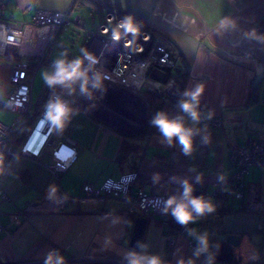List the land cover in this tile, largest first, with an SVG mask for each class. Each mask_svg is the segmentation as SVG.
<instances>
[{"label":"crops","instance_id":"crops-1","mask_svg":"<svg viewBox=\"0 0 264 264\" xmlns=\"http://www.w3.org/2000/svg\"><path fill=\"white\" fill-rule=\"evenodd\" d=\"M1 1L6 4L5 18L29 20L36 8L63 11L73 0ZM78 6L74 11L79 13L85 8L103 14L108 7L124 17L133 15L141 25L161 33L179 49L188 65L181 92L196 83H205L201 108L214 111L213 117H218L221 125L218 129L208 126L211 143L203 145L197 137L196 150L187 157L179 144H162L159 133L151 126L147 133H138V122L143 125L160 110L154 105L151 108L150 100L140 119H122L108 111L89 109L79 94L66 96L79 109V115L63 132L54 131L51 143L40 156L11 157L9 172L0 176V264H44L46 253L54 248L67 257V264H123L124 253L134 248L130 241L136 220L142 216L128 214L125 204L112 198L101 202L70 201L60 207L54 202L56 195L78 197L85 182L96 186L107 177L118 179L137 171L136 185L148 193L164 195L166 200L179 191L170 177H193L195 173L189 172L193 167L204 174L203 183L196 189L219 205L215 214L192 224L199 231L207 230L213 242L221 244L216 264H264V212L251 207L253 202L264 204V167L253 166L244 176L242 198L235 197L228 186L227 192L222 191L216 180L219 173H226L228 178L233 173L231 147L250 136L264 138V75L252 90L256 68L264 69V45L244 37V31L253 27L264 33V0H83ZM225 16L235 18L239 26L235 31L217 34L218 22ZM70 26L72 23L67 21L56 37L67 39L70 47L57 40L53 47L60 52L67 49L73 57L78 49L74 53L70 50L74 48L75 32ZM53 47L33 72V113L49 91L40 73L58 55H54ZM10 71V62L0 55V83L5 86L0 103L9 91ZM128 108L132 109L133 104L127 102L124 107V112L131 114ZM162 109L168 111L167 106ZM9 113L14 114L12 120L23 117L19 112ZM1 118L0 115V122L5 123ZM62 141L72 145L76 154L54 178L50 171L51 150ZM154 173L161 174L158 184L152 182ZM3 193L7 199L1 198ZM13 214H18L19 223L12 222ZM114 217H119L120 222L113 224ZM228 234L238 235L239 243L225 247V240L216 239V235ZM106 237L111 238L107 250ZM140 241L150 246V252L169 261L175 260L178 247H182L185 257L192 255L194 247V241L184 234L176 235L169 246L159 221H147ZM256 253L260 258L251 260ZM198 264H202V258Z\"/></svg>","mask_w":264,"mask_h":264},{"label":"built area","instance_id":"built-area-1","mask_svg":"<svg viewBox=\"0 0 264 264\" xmlns=\"http://www.w3.org/2000/svg\"><path fill=\"white\" fill-rule=\"evenodd\" d=\"M78 7V3L73 0L70 7L63 11L36 8L29 20H12L3 16L6 4L0 0V55L11 64L9 91L0 103V109L23 114V117L17 116L8 124L0 122V140L8 146V159L19 155L38 157L44 147L51 143L54 130L43 121V105L49 98L50 90L43 104L33 113L31 83L35 68L56 45V37L67 20L76 27L85 29L77 55L81 48H88L95 53L100 59L98 67L105 76L107 91L97 92L92 100L85 98L89 109L108 111L122 119H140L144 116V107L146 109L149 105L147 95L172 97L177 101L180 98L183 75L188 72V65L174 44L161 33L147 27L145 30L141 27L136 37L122 36L119 41H115L112 30L122 20L117 12L112 11L110 15L104 12L102 24L99 22L96 29H86L81 13L74 11ZM105 29L108 30L107 33ZM32 62L34 64L30 69ZM152 71L164 73L165 79L162 81L153 77ZM66 99L70 101L68 97ZM127 102L133 104L132 109L128 108L131 114L124 112ZM176 104L177 102L168 107L169 113H177ZM121 107L123 109L120 110ZM204 123L215 129L221 125L218 117ZM138 125L142 126L139 122ZM75 154V148L65 141L52 148L50 171L54 178L69 166ZM230 157L234 170L227 179V186L232 188L235 197L242 198L244 176L253 166L264 167V138L248 137L240 145L231 147ZM137 175V171H131L118 179L107 177L96 186L85 182L80 196L59 194L54 202L63 207L70 201L120 200L125 204L128 214H138L147 221H159L168 245L172 246L176 235H187L186 229L178 225L171 215L162 213L164 195L148 193L142 186L136 185ZM1 198L7 199L8 196L3 193ZM251 207L264 212V204L253 202ZM11 220L14 224L19 223L18 214H13ZM188 227H192V224Z\"/></svg>","mask_w":264,"mask_h":264},{"label":"clouds","instance_id":"clouds-1","mask_svg":"<svg viewBox=\"0 0 264 264\" xmlns=\"http://www.w3.org/2000/svg\"><path fill=\"white\" fill-rule=\"evenodd\" d=\"M31 3L32 0H26ZM235 18L225 16L217 25V34H225L238 28ZM141 23L133 15H126L112 30V38L119 41L122 36L131 35L136 37L141 31ZM105 29V33H107ZM244 37L248 41H254L264 45V33L257 28L244 31ZM100 59L88 48H81L80 54L70 57L67 49L61 51L50 64L42 69L40 76L45 86L50 90L49 98L43 105V121L51 126L54 131L63 132L71 124L73 118L79 115V109L73 107V102L66 96L79 94L92 100L97 92L107 91L104 73L98 65ZM206 90V84L196 83L194 86L185 88L180 93L175 115L161 109L153 113L148 120L149 126L155 128L160 135V142L168 146L179 144L183 155L192 157L195 152L196 138H200L203 145L211 143V132L205 121H210L214 111H203L201 108L202 97ZM5 94V86L0 83V97ZM202 125V126H201ZM8 146L0 140V176L9 172L11 164L6 152ZM18 159V157H17ZM189 172L195 173L193 177H170V182L179 186V191L170 195L165 201L162 213L171 215L173 220L186 229V234L194 241L192 255H182V247H178L174 253V261L165 259L159 253L149 251V245L143 241H137L134 248L129 249L122 257L123 264H216V258L221 248L219 242H213L207 230L199 231L190 224L215 214L219 205L210 196L196 195V185L202 184L204 174L190 168ZM153 184L160 183V173L152 175ZM227 174L219 173L217 183L222 185V191L227 192ZM120 218L114 217L113 224L119 223ZM111 244V238H105V250ZM259 254L250 257L258 260ZM44 264H67V257L59 249H50L45 256Z\"/></svg>","mask_w":264,"mask_h":264},{"label":"water","instance_id":"water-1","mask_svg":"<svg viewBox=\"0 0 264 264\" xmlns=\"http://www.w3.org/2000/svg\"><path fill=\"white\" fill-rule=\"evenodd\" d=\"M105 12L109 13V15H110L111 14L110 12H112V9L107 7ZM117 14H118V17L120 19L124 18L123 14H121L119 12ZM99 21H100V24H102V17L100 18ZM145 28L146 27L144 25H142V29L145 30ZM151 75L153 77L159 79V80H162V81L165 79V74L161 73V72H158V71H152ZM262 75H264V69H262L261 66H258L256 68L255 76L252 79V90L253 91H255V89L257 88L258 83L260 82V80L262 78ZM200 193H201V191L196 189V193L195 194L196 195H200ZM136 223H137V227H136L135 230H133L131 241H130V245L132 247H135L137 241H140L143 229H144V227H145V225L147 223V219L144 218V217L137 218ZM216 239L217 240H225L226 241L225 247H229V244H238L239 243V236L235 235V234H228L226 236L216 235Z\"/></svg>","mask_w":264,"mask_h":264},{"label":"rangeland","instance_id":"rangeland-1","mask_svg":"<svg viewBox=\"0 0 264 264\" xmlns=\"http://www.w3.org/2000/svg\"><path fill=\"white\" fill-rule=\"evenodd\" d=\"M81 14L83 16L84 19V28L86 29H96V27L99 24V20L102 17V13L98 12V11H88L85 8H83L81 11ZM73 25V24H72ZM74 26V27H73ZM70 26L72 29H74V35H72V41L74 44V48H71L70 50L74 53V51H76V49H78L79 45L81 44L82 41V37H83V33L85 29H81L76 27L75 25ZM58 43H63L65 42V44L70 47L67 44V39L65 38H59L56 39ZM54 51V55L59 54L60 51L56 48L53 47L52 49ZM149 97V95H147ZM0 115H1V119H3V121L5 123H10V121L12 120L14 114L13 113H9L10 111L5 110V109H0ZM3 113V114H2Z\"/></svg>","mask_w":264,"mask_h":264},{"label":"trees","instance_id":"trees-1","mask_svg":"<svg viewBox=\"0 0 264 264\" xmlns=\"http://www.w3.org/2000/svg\"><path fill=\"white\" fill-rule=\"evenodd\" d=\"M76 2H82L83 0H75ZM68 21V20H67ZM67 21L63 24V26L67 23ZM62 26V28H63ZM61 28V29H62ZM61 31V30H60ZM59 34V33H58ZM58 36V35H57ZM45 59V58H44ZM43 59V60H44ZM43 62V61H42ZM41 62V63H42ZM32 65L34 64L33 62L31 63ZM149 100H150V104H151V108L152 106L154 105L155 107L157 108H160V110L163 108V107H170L172 105H174L176 102H177V99H174L172 97H158L156 95H149ZM149 124L148 122L146 121L142 126L141 128L139 129L138 133L140 134H144V133H147L148 132V127ZM229 187V186H228ZM230 190H232L231 187H229Z\"/></svg>","mask_w":264,"mask_h":264}]
</instances>
